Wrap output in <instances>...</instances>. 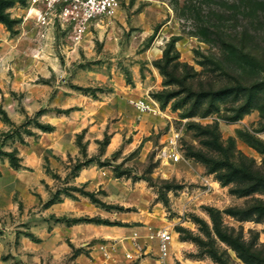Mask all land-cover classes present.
Wrapping results in <instances>:
<instances>
[{
	"label": "rangeland",
	"instance_id": "374dc122",
	"mask_svg": "<svg viewBox=\"0 0 264 264\" xmlns=\"http://www.w3.org/2000/svg\"><path fill=\"white\" fill-rule=\"evenodd\" d=\"M118 1L74 37L0 0V264H100L87 247L102 253L98 212L115 208L88 195L119 206L132 186L171 235L170 264H264V0ZM171 131L180 160L160 164Z\"/></svg>",
	"mask_w": 264,
	"mask_h": 264
},
{
	"label": "crops",
	"instance_id": "0c3cea01",
	"mask_svg": "<svg viewBox=\"0 0 264 264\" xmlns=\"http://www.w3.org/2000/svg\"><path fill=\"white\" fill-rule=\"evenodd\" d=\"M87 174L92 175V180L99 184L102 181H100L101 179L95 180L96 177L104 178L107 181L112 180V172L110 170L102 171L93 167L80 169L78 177H83ZM88 182H91V180H88ZM118 190L121 193L119 198L110 202L108 200L107 203L123 206L124 210L115 209L113 213L98 212L103 217H108L111 223L107 225L98 224L97 227L99 232L96 239L100 242L102 253L99 255L94 246H88V254L96 257L100 264H122L131 255L135 257L132 264H145L146 262L154 264L158 254L157 242L155 239H150L149 235L155 230V227L161 225V220L158 217H154V214L149 213V200L146 198L142 187H122ZM133 194L136 197L130 199V201L123 197L124 195ZM117 223H120V225H117ZM149 245H154L156 249V252L152 255H148Z\"/></svg>",
	"mask_w": 264,
	"mask_h": 264
},
{
	"label": "built area",
	"instance_id": "2783aa9c",
	"mask_svg": "<svg viewBox=\"0 0 264 264\" xmlns=\"http://www.w3.org/2000/svg\"><path fill=\"white\" fill-rule=\"evenodd\" d=\"M34 7L39 22L56 20V22L66 24L73 30L74 37L84 33L88 25L98 19L111 16L118 8V0H28ZM135 108L141 113L159 116L161 110L156 106L146 103L143 100L133 102ZM181 139L179 131H171L165 139V145L159 150L156 160L160 164H174L180 160L177 150ZM150 239L157 242L158 254L154 264H170V243L171 235L167 230L157 229L150 233Z\"/></svg>",
	"mask_w": 264,
	"mask_h": 264
},
{
	"label": "trees",
	"instance_id": "16d2710c",
	"mask_svg": "<svg viewBox=\"0 0 264 264\" xmlns=\"http://www.w3.org/2000/svg\"><path fill=\"white\" fill-rule=\"evenodd\" d=\"M247 4L249 3V2H252V1H256V2H258V1H260V0H244ZM5 7H7V6H5ZM250 8H251V6H250ZM3 11H4V7L2 6V4L0 5V22H3V23H7V20H8V16L6 15V14H4L3 13ZM174 11L176 12L177 11V7H176V5L174 6ZM222 43L225 45V46H223V51L225 52V53H232L233 51H234V48H235V44H231V43H228V42H225L224 40H222ZM234 46V47H233ZM227 47H229V48H227ZM233 49V50H232ZM164 55H167V52L164 54ZM247 112V110H244L242 113H246ZM240 115V114H239ZM40 128L43 130V131H49L50 130V126H40ZM192 156H194V157H197L196 156V154H191ZM17 158H13V159H11V161H12V164L14 165V166H18L19 164H18V162H17ZM200 160L202 161V162H204L206 165H209L208 164V162L205 160V158H200ZM210 171H212V172H214V171H216V168L214 167V166H210ZM89 197H90V199L92 200V202L93 203H99V204H102V205H104V206H107V207H110V208H115V209H117V210H120V211H122V210H124V208L123 207H121V206H108V205H105V204H103V203H101L100 201H98L97 199H95V198H91V196L90 195H88ZM58 200V197H56V198H54V199H52V201H51V203H54L55 201H57ZM104 224H107L108 222H103ZM117 225H120V223H117ZM239 250V249H238ZM249 261V260H248ZM263 263V262H262Z\"/></svg>",
	"mask_w": 264,
	"mask_h": 264
},
{
	"label": "bare ground",
	"instance_id": "6f19581e",
	"mask_svg": "<svg viewBox=\"0 0 264 264\" xmlns=\"http://www.w3.org/2000/svg\"><path fill=\"white\" fill-rule=\"evenodd\" d=\"M171 250V249H170Z\"/></svg>",
	"mask_w": 264,
	"mask_h": 264
}]
</instances>
